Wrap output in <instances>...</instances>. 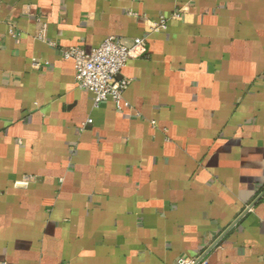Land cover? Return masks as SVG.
I'll return each mask as SVG.
<instances>
[{"label":"crops","instance_id":"obj_1","mask_svg":"<svg viewBox=\"0 0 264 264\" xmlns=\"http://www.w3.org/2000/svg\"><path fill=\"white\" fill-rule=\"evenodd\" d=\"M110 36L146 37L123 111L61 57ZM204 249L264 264V0H0V264Z\"/></svg>","mask_w":264,"mask_h":264},{"label":"built area","instance_id":"obj_2","mask_svg":"<svg viewBox=\"0 0 264 264\" xmlns=\"http://www.w3.org/2000/svg\"><path fill=\"white\" fill-rule=\"evenodd\" d=\"M182 12L183 9H180L169 18L160 16L156 22H149V30H165L169 20L183 18ZM145 45L146 37L110 36L90 51L81 47L64 49L61 57L74 63L77 87L91 93L93 107L112 101L118 111H123L129 107L124 94L132 81L124 77L122 71L130 59L144 53ZM33 64L40 65L37 62ZM90 123L91 120H87L85 124ZM207 252L204 249L194 257L179 258L174 264H208Z\"/></svg>","mask_w":264,"mask_h":264}]
</instances>
